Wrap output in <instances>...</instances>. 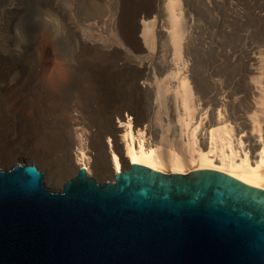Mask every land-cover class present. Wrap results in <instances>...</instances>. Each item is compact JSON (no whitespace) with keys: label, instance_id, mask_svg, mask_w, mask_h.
Returning <instances> with one entry per match:
<instances>
[{"label":"bare ground","instance_id":"obj_1","mask_svg":"<svg viewBox=\"0 0 264 264\" xmlns=\"http://www.w3.org/2000/svg\"><path fill=\"white\" fill-rule=\"evenodd\" d=\"M45 1L29 26L0 0V151L48 168L54 151L53 183L137 162L264 188V36H210L195 0Z\"/></svg>","mask_w":264,"mask_h":264},{"label":"water","instance_id":"obj_2","mask_svg":"<svg viewBox=\"0 0 264 264\" xmlns=\"http://www.w3.org/2000/svg\"><path fill=\"white\" fill-rule=\"evenodd\" d=\"M0 264H264V188L224 171L0 166Z\"/></svg>","mask_w":264,"mask_h":264},{"label":"rangeland","instance_id":"obj_3","mask_svg":"<svg viewBox=\"0 0 264 264\" xmlns=\"http://www.w3.org/2000/svg\"><path fill=\"white\" fill-rule=\"evenodd\" d=\"M9 1L10 0H7V1L5 0V3L9 2ZM195 1L196 2H194L195 4L192 8L193 16L195 17V20L198 23H202V25L205 26L207 33L210 36L215 37L216 35L217 36H227V35H242V34H244L246 37L252 36L251 38H254V39L257 37L264 36V24L262 23V22H264V17H263L264 16V0H257V2H256V0H209L210 6H205L206 8L204 7V4L201 3V0H195ZM68 2H70V1L68 0ZM200 3L203 5H201ZM250 3H251V5H250ZM13 6H15V8L12 9L14 12H16V7H17L18 16L22 15V14L26 16L25 21H27V24L29 26H32V24H34L32 19L29 18L30 16L48 17L49 8H48V5H47L45 0H20V2H18V0H17V2ZM195 9H197V10H195ZM236 9H238V10H236ZM249 9H251V10L249 11ZM233 10H236V11L232 12ZM243 10H245V11H243ZM255 10L258 12V14L255 13ZM236 14H238V15H236ZM235 15L237 17L239 16L240 18L239 17L237 18ZM250 16L252 17V19ZM234 17H236V18H234ZM237 19H239V20L237 21ZM257 20H259V21L257 22ZM260 21H262V22H260ZM259 23H261V24L259 25ZM41 24L42 23H36L35 25H37V27L43 26V24L42 25ZM12 28H13L12 23L11 24L8 23L7 27L4 30V34L13 35V33H12L13 29ZM227 29L230 31H228ZM223 31L225 33H223ZM29 33H30V29L27 30V34H29ZM218 33H221V34H218ZM216 46L219 49H222L221 45H219V46L216 45ZM49 56L52 57L53 60L56 59V56H54V55L50 54ZM213 77H215V76H213ZM13 99H14V97H13V95H11V97H9V101L12 102ZM51 157H52V159L49 162L50 168L42 165L43 163L38 161V160H36L35 163H37L39 166H41V169L45 170V172L47 171V168H48L50 170V172L53 171L55 173V174L50 173L51 177L49 176V182H48L47 177H46L47 179L45 178V180L49 185H51L53 187H58L61 183L60 182H54L53 183L52 182V179H54L53 176L54 175H55V177L58 176L60 179L65 178L67 176V169L63 164L59 163L58 157L56 156V153L54 151L51 152ZM21 160H26V158L21 159ZM32 160H34V159H32ZM17 161H20V156L18 153H16V150H12V152H10V153H7L6 151H3V150L0 151V164H1L0 166H8V165H11L12 163L17 162ZM47 172H46V175H47ZM91 174L96 179L102 180L96 173L93 172ZM107 180H109V179L107 178Z\"/></svg>","mask_w":264,"mask_h":264}]
</instances>
